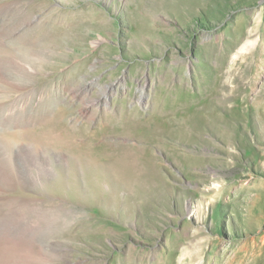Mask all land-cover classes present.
<instances>
[{
	"label": "rangeland",
	"instance_id": "obj_1",
	"mask_svg": "<svg viewBox=\"0 0 264 264\" xmlns=\"http://www.w3.org/2000/svg\"><path fill=\"white\" fill-rule=\"evenodd\" d=\"M0 264H264V0H0Z\"/></svg>",
	"mask_w": 264,
	"mask_h": 264
},
{
	"label": "bare ground",
	"instance_id": "obj_2",
	"mask_svg": "<svg viewBox=\"0 0 264 264\" xmlns=\"http://www.w3.org/2000/svg\"><path fill=\"white\" fill-rule=\"evenodd\" d=\"M193 123L194 122H192V120H190V119H185V120L178 119V120H175L173 125L172 126L170 125L169 128L171 130V128H178L179 127L181 130H184V131H185V129L186 130H192L194 133L200 134L203 131L202 127H196ZM166 128H168V127H166ZM129 166H132V168L138 167L136 158L131 159L130 156H127V161L124 163V167H125V169H127ZM136 174H137V171H135V175Z\"/></svg>",
	"mask_w": 264,
	"mask_h": 264
}]
</instances>
